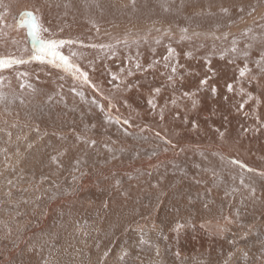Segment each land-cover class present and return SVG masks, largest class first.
<instances>
[{"label":"rangeland","instance_id":"rangeland-1","mask_svg":"<svg viewBox=\"0 0 264 264\" xmlns=\"http://www.w3.org/2000/svg\"><path fill=\"white\" fill-rule=\"evenodd\" d=\"M82 1L0 0L1 37L95 14L86 71L117 113L0 75V264H264V0Z\"/></svg>","mask_w":264,"mask_h":264},{"label":"bare ground","instance_id":"bare-ground-1","mask_svg":"<svg viewBox=\"0 0 264 264\" xmlns=\"http://www.w3.org/2000/svg\"><path fill=\"white\" fill-rule=\"evenodd\" d=\"M29 1H33V5H35V7L38 5L40 7H43L42 4H39L38 3V0L34 1V0H28V3ZM88 2V0H85ZM84 0L82 1V4H85ZM92 3L95 2L94 7H96L95 5L97 4V1H93V0H90ZM89 1V2H90ZM58 2H54V0H52L51 5L49 7H46V8H51L52 11L54 10L53 8H55V10H57V8H61L60 6H58ZM47 5V4H45ZM88 5V3L86 4ZM93 5H90L92 6L91 8H94ZM137 5V4H136ZM63 6H64V9L62 8V15L58 18V21L57 20H54L53 18L56 17V15L49 13L48 15L45 16V18L43 17V15H41L40 13H38V11L36 12V16L40 18V22L42 23V25L48 29H50V35L49 33H43V36L45 38H48V39H56V40H64V41H70L71 43H66L63 47H61L59 49V51L64 54L65 56H68L75 64H77L78 66H80V69L87 73V78L89 79V82L87 81V83H85L83 81V78L79 77V74L77 73L75 77H73L72 74L70 73H66L64 72L62 69L60 68H57V67H54L53 65L51 64H47V63H44V64H41L40 62L38 61H35V60H30L29 63H23V64H15L13 65L12 67H9V68H5V69H2L0 70V75L2 74V77L4 75H6L7 78H9L10 80H12L10 78V76L13 77H17V81H20L19 79H29L31 81H33L34 83L36 82V85H38V87H49L50 91L51 90H56V89H59V90H62L64 89L65 86L68 87V89H70L71 91L73 90H78V91H85L87 93V96H91L93 98V100H95L97 103H100L102 106H103V109H104V112L108 115H110L111 117H117V113H116V109L115 107L113 106V104L106 99V97H103L102 95H100L97 90L99 89L105 96L107 95L106 94V90L103 89V87L99 88V83L98 81L96 80L97 77H95L94 73L92 72L93 70H90V71H86V68L88 67V64L86 63L88 60L86 59V53H94L95 50L98 48L100 50H103L104 47H107L108 45L106 44L104 47H100L95 45L96 43V40H95V37L91 38L92 36V33L95 28V25L96 23L98 22V19H97V16H95V14H92V17H93V20H94V23L93 24H88L89 27H87L86 25L87 24H84V21L85 20H88L87 17H83L82 19V22H78V21H74V20H70L71 22H68V20L66 19L67 16H71L73 15L72 13L69 14V12L67 13L66 11V7L63 3ZM83 7V5L81 6ZM85 7V6H84ZM45 8V7H44ZM130 8V7H129ZM65 10V11H64ZM93 11L95 10L96 13H97V9L94 8L92 9ZM131 10V9H130ZM111 9H109V11L107 12H110ZM127 11V10H126ZM140 11V10H138ZM80 12V11H79ZM83 15H88L90 16V14H88V11H82ZM106 12V13H107ZM26 13V12H25ZM76 13V12H75ZM78 13V12H77ZM121 13H124L126 15V13L123 11ZM139 13V12H138ZM57 14H60L57 12ZM105 14V13H104ZM124 14H121L122 16V19L119 18V22L122 20L125 22L126 20V16ZM98 15V14H97ZM139 15H142V14H139ZM75 16V15H73ZM47 17V18H46ZM58 17V15H57ZM56 17V18H57ZM135 17H138V16H135ZM71 18V17H70ZM99 18V17H98ZM130 18V17H129ZM89 19H92V18H89ZM112 20H115V17H113ZM138 20V19H137ZM96 21V22H95ZM117 21V19H116ZM77 22L80 24H77ZM106 22V21H104ZM142 22V21H141ZM20 23V22H19ZM22 23V22H21ZM23 23H24V20H23ZM87 23V22H86ZM89 23V22H88ZM91 23V22H90ZM102 23H103V20H102ZM107 23V22H106ZM112 23V22H111ZM99 24V23H97ZM101 24V22H100ZM23 26H15L16 28L12 29L11 30V34H9V36L7 35V37H1L0 36V48H5L6 50H10V46L11 45H17V48L14 47V51H17L19 52L20 56H19V59H24V60H29V58L32 56V50H33V44L31 42V40L28 38L27 36V27L25 26V24H21ZM103 25V24H102ZM93 27V28H92ZM91 28V29H90ZM88 30H90L91 32H89ZM88 31V32H87ZM10 33V32H9ZM96 34V33H94ZM73 35V36H77L76 39L74 40V38H70V36ZM112 35V34H111ZM110 35V37H111ZM99 37V36H98ZM110 37H106V38H110ZM104 40V39H102ZM110 40V39H109ZM117 40V39H116ZM114 40L113 41V45H109L110 46H115L117 47V44L121 45V46H124V47H127V46H131L132 47H136L138 46L135 45V43H132V42H127V43H120V42H117V44H115L114 42L116 41ZM3 41H6V42H10V43H5V44H1ZM159 41V40H158ZM110 42V41H109ZM148 43V42H147ZM95 45V46H91V45ZM104 44V43H103ZM151 45V44H150ZM188 45V44H187ZM211 45V44H210ZM182 46V45H181ZM150 46H148L149 48ZM205 51V50H204ZM159 54H158V57H161L163 55L162 52H160V50L158 51ZM207 52V51H206ZM73 53H75V55H73ZM80 56V54H82L84 57H85V63H79L77 60H76V55ZM197 54V53H196ZM71 56V57H70ZM0 57H3V56H0ZM21 57V58H20ZM170 57V56H169ZM5 58V57H4ZM12 58V57H10ZM151 58V57H150ZM146 60V59H145ZM149 60V59H148ZM146 63V62H145ZM167 64V63H165ZM130 67V66H129ZM150 67V66H149ZM111 68V67H110ZM151 68V67H150ZM188 68V67H187ZM112 69V68H111ZM116 69V68H114ZM121 69V68H120ZM117 71H118V68H117ZM183 71V70H182ZM256 71V70H255ZM259 71V70H258ZM10 74V75H9ZM23 77V78H22ZM33 77L35 79H33ZM38 79V80H37ZM28 80V81H29ZM139 81V79H137ZM141 80V79H140ZM239 80V79H238ZM6 81V80H5ZM137 81V82H138ZM150 81V80H149ZM225 83H234L235 85L238 84V81L237 80H234V79H228L227 80L225 79L224 80ZM21 82V81H20ZM32 82V83H33ZM155 82V81H154ZM151 83V82H150ZM153 83V82H152ZM151 83V84H152ZM218 83V82H217ZM157 85V84H155ZM141 87L145 88V89H149V88H152V85H144L143 82L141 81L140 85ZM225 86V85H224ZM154 87V86H153ZM157 87V86H156ZM95 88H98L97 90ZM48 90V89H47ZM63 91V90H62ZM180 91V90H179ZM58 92V91H57ZM37 95V94H36ZM32 96V95H31ZM33 97V96H32ZM44 97V96H43ZM42 97V98H43ZM39 98V97H38ZM44 99V98H43ZM178 99V98H177ZM46 100V99H44ZM43 100V101H44ZM134 102V101H133ZM134 104V103H133ZM131 105V104H130ZM139 105V104H138ZM230 105V104H229ZM223 106V105H222ZM224 107V106H223ZM134 108V107H133ZM104 113V114H105ZM237 114V113H236ZM120 116V114H119ZM232 119V118H231ZM105 120V119H104ZM106 122V120L104 121ZM233 124V123H232ZM127 125V124H126ZM240 125V124H239ZM234 127V126H233ZM45 128V127H44Z\"/></svg>","mask_w":264,"mask_h":264},{"label":"snow or ice","instance_id":"snow-or-ice-1","mask_svg":"<svg viewBox=\"0 0 264 264\" xmlns=\"http://www.w3.org/2000/svg\"><path fill=\"white\" fill-rule=\"evenodd\" d=\"M25 16V26L27 27V36L33 44L32 56L29 60L16 59V58H4L0 57V70L12 67L15 64L29 63L30 60H35L41 64L47 63L54 67L62 69L66 73H70L73 77L79 74V77L83 78V81L87 83V73L82 72L80 68L68 57L62 54L59 49L63 47L66 43H71L70 41L48 39L43 36V33H50V29L44 27L40 22V18L34 13L26 12ZM171 52V50H169ZM75 55V53H73ZM139 67V65H137ZM246 73V67L241 69L240 76L244 77ZM113 79H116L114 76ZM206 83V81H201V84ZM228 90L232 91V86L228 85ZM215 92V89H213ZM251 99V97H249ZM151 104L152 101L150 100ZM175 103V102H174ZM246 103V101H245ZM243 108V104L240 106Z\"/></svg>","mask_w":264,"mask_h":264},{"label":"water","instance_id":"water-1","mask_svg":"<svg viewBox=\"0 0 264 264\" xmlns=\"http://www.w3.org/2000/svg\"><path fill=\"white\" fill-rule=\"evenodd\" d=\"M25 16H24V13L20 15V17L18 18V21L21 23L23 22V20H25Z\"/></svg>","mask_w":264,"mask_h":264}]
</instances>
